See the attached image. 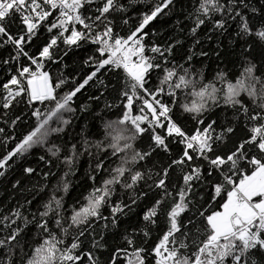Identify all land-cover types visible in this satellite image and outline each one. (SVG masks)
<instances>
[{
	"label": "snow or ice",
	"instance_id": "1",
	"mask_svg": "<svg viewBox=\"0 0 264 264\" xmlns=\"http://www.w3.org/2000/svg\"><path fill=\"white\" fill-rule=\"evenodd\" d=\"M0 181V264H264V0H0Z\"/></svg>",
	"mask_w": 264,
	"mask_h": 264
},
{
	"label": "trees",
	"instance_id": "2",
	"mask_svg": "<svg viewBox=\"0 0 264 264\" xmlns=\"http://www.w3.org/2000/svg\"><path fill=\"white\" fill-rule=\"evenodd\" d=\"M161 27H162V30L164 31V35L165 36H167L170 32L173 31L172 25L170 23L169 24H165V23L162 22V26ZM224 43L227 44V41L225 40ZM216 67H217V65H215L212 62H209L208 68L206 70L207 73L209 75L212 74L215 71ZM221 67H223V66H221ZM229 67H231V66L229 65ZM83 123L84 122L81 121L80 123L77 124V130L82 126ZM88 131H89V133L95 132L96 131V128L93 127V125L91 123H89V125H88ZM29 162L30 163L35 162V158L33 157L32 160H30ZM18 175H19L18 171L17 172H14L13 178H15ZM73 179H75V178H73ZM82 185H84V182L83 181H81L79 184L76 185V188L79 189V191L76 192L77 195H79L80 192H85L86 185H84V186H82ZM74 191H75V189H74ZM10 194L11 193L8 191V185H7V183L4 182V181H0V201L4 200Z\"/></svg>",
	"mask_w": 264,
	"mask_h": 264
}]
</instances>
